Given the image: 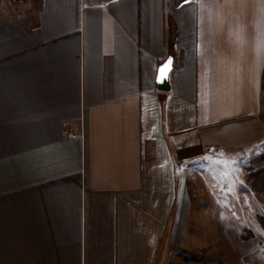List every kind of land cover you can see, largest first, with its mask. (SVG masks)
Masks as SVG:
<instances>
[{"label": "crops", "instance_id": "crops-1", "mask_svg": "<svg viewBox=\"0 0 264 264\" xmlns=\"http://www.w3.org/2000/svg\"><path fill=\"white\" fill-rule=\"evenodd\" d=\"M33 2L0 22V264H155L208 156V200L261 198L224 161L264 144V0Z\"/></svg>", "mask_w": 264, "mask_h": 264}, {"label": "rangeland", "instance_id": "rangeland-1", "mask_svg": "<svg viewBox=\"0 0 264 264\" xmlns=\"http://www.w3.org/2000/svg\"><path fill=\"white\" fill-rule=\"evenodd\" d=\"M33 1L0 0V22L11 19L28 21L36 15ZM255 153L225 160L224 164L231 170L252 167L248 175L256 170H264V144ZM203 161L191 167L189 182L187 185L183 183L187 189L182 187L181 211L184 217L181 232L173 233L169 228L161 240L157 256L159 260L155 264H235L243 248L249 247L250 241L256 238L264 240V192H261V198H249L245 202L238 196L244 193L243 186L233 184L230 186L232 192L229 201L223 206L220 201L208 200L206 194L210 191L207 192L209 187L206 180L215 177L220 169L211 165L214 164L213 159L212 162ZM246 181L248 191L252 192L248 176Z\"/></svg>", "mask_w": 264, "mask_h": 264}, {"label": "trees", "instance_id": "trees-1", "mask_svg": "<svg viewBox=\"0 0 264 264\" xmlns=\"http://www.w3.org/2000/svg\"><path fill=\"white\" fill-rule=\"evenodd\" d=\"M248 184L252 192H264V170H256L248 175Z\"/></svg>", "mask_w": 264, "mask_h": 264}, {"label": "water", "instance_id": "water-1", "mask_svg": "<svg viewBox=\"0 0 264 264\" xmlns=\"http://www.w3.org/2000/svg\"><path fill=\"white\" fill-rule=\"evenodd\" d=\"M171 61V70L168 72L167 74V77L163 79V81H161L160 77H159V71H158V77H157V88L160 90V91H163V92H169L170 91V81H169V78H170V74L174 68V58H169L167 59V61L164 63L166 64L168 61ZM163 64V65H164ZM162 65V66H163ZM161 66V67H162ZM160 67V68H161ZM159 68V69H160Z\"/></svg>", "mask_w": 264, "mask_h": 264}, {"label": "snow or ice", "instance_id": "snow-or-ice-1", "mask_svg": "<svg viewBox=\"0 0 264 264\" xmlns=\"http://www.w3.org/2000/svg\"><path fill=\"white\" fill-rule=\"evenodd\" d=\"M171 70V61L169 60L166 64H164L160 69H159V77L161 81H163L164 78L167 77L168 72ZM205 160H208L209 162H212L211 157H205ZM215 163H221L219 160L215 161Z\"/></svg>", "mask_w": 264, "mask_h": 264}, {"label": "built area", "instance_id": "built-area-1", "mask_svg": "<svg viewBox=\"0 0 264 264\" xmlns=\"http://www.w3.org/2000/svg\"><path fill=\"white\" fill-rule=\"evenodd\" d=\"M64 134L66 137H69V138H72L75 136L74 130L71 128H68V127L65 129ZM208 149H210V148L208 147Z\"/></svg>", "mask_w": 264, "mask_h": 264}]
</instances>
